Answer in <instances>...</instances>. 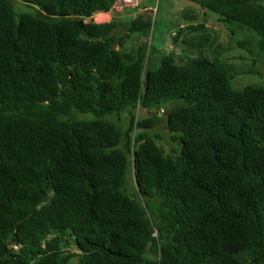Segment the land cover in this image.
I'll return each instance as SVG.
<instances>
[{
  "label": "trees",
  "instance_id": "obj_1",
  "mask_svg": "<svg viewBox=\"0 0 264 264\" xmlns=\"http://www.w3.org/2000/svg\"><path fill=\"white\" fill-rule=\"evenodd\" d=\"M17 1L32 12L0 0V264H264V85L171 52L146 68L151 18L93 21L117 0ZM185 1L252 29L264 61V0Z\"/></svg>",
  "mask_w": 264,
  "mask_h": 264
},
{
  "label": "rangeland",
  "instance_id": "obj_2",
  "mask_svg": "<svg viewBox=\"0 0 264 264\" xmlns=\"http://www.w3.org/2000/svg\"><path fill=\"white\" fill-rule=\"evenodd\" d=\"M18 12H32L25 3L10 0ZM133 4L117 0L106 17L95 16L94 22H107L105 18H114L120 25L114 31L116 36L124 32V26L128 19L137 15L151 18V27L147 37L143 39L146 44L145 67L155 69L160 64L161 57L168 52L178 54V57H191L195 59H210L226 63L233 73L231 86L240 90L246 85H264V61L260 59V53L256 47V35L254 31L235 21H222L221 18L198 5L185 0H132ZM195 17V21L188 19ZM192 14V15H191ZM201 24L203 28L191 31L186 29L188 25ZM139 37L133 36L126 40L125 49L135 48ZM118 48V46L116 47ZM157 116H162L156 111ZM137 119L151 115L150 112L137 108ZM90 118V114H83ZM128 123V117L124 116ZM151 135L161 136L158 143L171 153L174 143L169 140L165 119L160 120L151 130ZM128 177V189L134 186L131 173ZM75 252L72 248L66 249Z\"/></svg>",
  "mask_w": 264,
  "mask_h": 264
},
{
  "label": "crops",
  "instance_id": "obj_3",
  "mask_svg": "<svg viewBox=\"0 0 264 264\" xmlns=\"http://www.w3.org/2000/svg\"><path fill=\"white\" fill-rule=\"evenodd\" d=\"M108 13H109V12H107V13H103V12L96 13V14H95L93 17L95 18V16H100V15H105V14H107V16L109 17ZM100 17H101V16H100ZM108 17H107V18H105V20H106V21H109V20H111V19H110V18H108Z\"/></svg>",
  "mask_w": 264,
  "mask_h": 264
},
{
  "label": "built area",
  "instance_id": "obj_4",
  "mask_svg": "<svg viewBox=\"0 0 264 264\" xmlns=\"http://www.w3.org/2000/svg\"><path fill=\"white\" fill-rule=\"evenodd\" d=\"M124 3H128V4H133L135 2H133L132 0H123ZM133 5H136V4H133ZM161 114H163V110L160 111ZM155 235V234H154Z\"/></svg>",
  "mask_w": 264,
  "mask_h": 264
},
{
  "label": "bare ground",
  "instance_id": "obj_5",
  "mask_svg": "<svg viewBox=\"0 0 264 264\" xmlns=\"http://www.w3.org/2000/svg\"><path fill=\"white\" fill-rule=\"evenodd\" d=\"M101 17L104 18V17H106V15H102Z\"/></svg>",
  "mask_w": 264,
  "mask_h": 264
},
{
  "label": "water",
  "instance_id": "obj_6",
  "mask_svg": "<svg viewBox=\"0 0 264 264\" xmlns=\"http://www.w3.org/2000/svg\"><path fill=\"white\" fill-rule=\"evenodd\" d=\"M168 113H166V116H167Z\"/></svg>",
  "mask_w": 264,
  "mask_h": 264
}]
</instances>
